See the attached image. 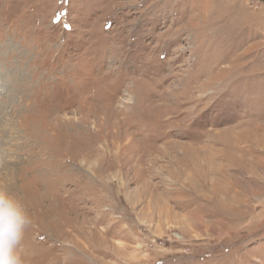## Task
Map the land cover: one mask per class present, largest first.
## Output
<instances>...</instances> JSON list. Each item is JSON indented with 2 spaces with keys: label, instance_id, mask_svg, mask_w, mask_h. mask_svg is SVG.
<instances>
[{
  "label": "rangeland",
  "instance_id": "obj_1",
  "mask_svg": "<svg viewBox=\"0 0 264 264\" xmlns=\"http://www.w3.org/2000/svg\"><path fill=\"white\" fill-rule=\"evenodd\" d=\"M0 187L25 264H264V0H0Z\"/></svg>",
  "mask_w": 264,
  "mask_h": 264
},
{
  "label": "clouds",
  "instance_id": "obj_2",
  "mask_svg": "<svg viewBox=\"0 0 264 264\" xmlns=\"http://www.w3.org/2000/svg\"><path fill=\"white\" fill-rule=\"evenodd\" d=\"M30 224L19 198L7 187H0V264H25L20 243Z\"/></svg>",
  "mask_w": 264,
  "mask_h": 264
},
{
  "label": "bare ground",
  "instance_id": "obj_3",
  "mask_svg": "<svg viewBox=\"0 0 264 264\" xmlns=\"http://www.w3.org/2000/svg\"><path fill=\"white\" fill-rule=\"evenodd\" d=\"M210 172H211V171H210ZM216 173H217V172H216ZM216 173H215V174H216ZM218 174H219V173H218ZM220 175H221V174H220ZM201 184H202V183H201ZM207 189H208V188H207Z\"/></svg>",
  "mask_w": 264,
  "mask_h": 264
}]
</instances>
